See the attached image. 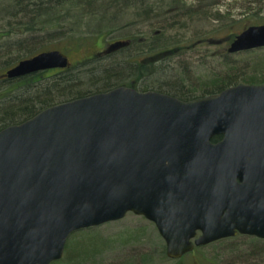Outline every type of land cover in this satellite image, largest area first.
Listing matches in <instances>:
<instances>
[{"label": "water", "instance_id": "1", "mask_svg": "<svg viewBox=\"0 0 264 264\" xmlns=\"http://www.w3.org/2000/svg\"><path fill=\"white\" fill-rule=\"evenodd\" d=\"M262 47L264 24L251 25L227 51ZM70 65L50 50L6 76ZM262 100L264 84L187 101L117 86L0 130V264H51L74 232L128 212L156 225L171 259L238 234L264 239Z\"/></svg>", "mask_w": 264, "mask_h": 264}, {"label": "rangeland", "instance_id": "2", "mask_svg": "<svg viewBox=\"0 0 264 264\" xmlns=\"http://www.w3.org/2000/svg\"><path fill=\"white\" fill-rule=\"evenodd\" d=\"M148 1L154 3L158 0ZM144 2L145 0L141 5L138 4L134 8H130L129 17L123 21L119 19L114 22H111V19L101 20L100 14L94 16L90 15L84 19L82 28L84 32L93 31L97 34L107 31L112 32L106 37V40L104 38H97L84 45L71 46L68 44L67 39H58L62 36H54L36 41L37 44L34 45L36 47L22 45L21 48H18L14 42L17 39H22L23 36L14 33L12 37H2L0 39V73L6 68L18 63L23 57L31 53L33 48H37V50L32 53L44 49L58 48L55 50L63 51L69 57L71 66H73L76 61H81L93 56L92 54L95 51H101L104 44L113 43V41L118 40L128 41L129 38L135 39L136 36H138L141 38V42H135L133 45L108 56L101 53L100 56L103 58L100 59L99 62L102 65H113L117 70L126 69L128 70L126 74H130L124 75V78H133L135 76L134 74H136V61H139L143 58L142 56H144L140 53L141 50L147 47L146 44H150L151 35L155 32H159L160 26L163 25L162 23L153 24L154 19H150L149 14H139L140 6H142ZM165 2L166 4L170 3L168 0H165ZM181 2L187 4L189 8H197V6L200 5L208 14L205 15L206 17L203 20H199V22H195L191 26L189 25V29L184 27L180 28V30H171L164 34L167 37H177L176 39L181 40L182 45H185V43L192 39V41L200 42L205 38H216L212 34L222 27L223 29H227L222 33H218V36H223L222 34L229 30L230 33H240L243 26L246 24L249 25L252 21L259 19L257 17H264V0H182ZM8 3V0H0V34L8 31L10 27H18L15 23V19L4 11L5 7L3 6H7ZM142 7L145 8V6ZM173 8V11L168 14H177L179 10L182 12L178 5ZM178 18L181 19L182 22L185 19L182 16ZM177 32L179 33L178 36H176ZM166 36L165 38L167 40H171ZM194 47L195 49L193 50H185L186 53L174 61L175 64L181 63L183 65L180 70L188 71L186 74L182 73L186 77L187 74H189V81L194 82L192 86H189L188 82L183 83L182 86L184 89L189 88L194 90V88L197 87L196 84L201 83L204 79L216 77L215 72L217 74L218 70L226 63L224 58H221L223 56L214 57L212 55L214 51L216 52L222 49L223 45L208 46L205 43H201L199 46ZM262 54H264V49L256 50L251 53L230 54L227 56V61L231 64L225 65L222 72L228 69V65H235L237 68L244 67L241 69L243 72L253 73V66H256L255 63L259 62ZM99 63L96 64L98 67H100ZM129 68H131V72ZM259 69H264V65H260ZM79 72L81 71L75 73L79 74ZM261 73L264 74V70H262ZM48 74H51V72L46 70L36 75L45 76ZM155 78H157V76H153L149 72V74H146L142 79L140 78V80H138V78L134 77L132 81L136 85L138 84L140 87L138 88L139 90H142V87L145 86L144 84L153 82ZM177 80L179 79L173 78L172 81L179 83ZM9 84V82H0V107L8 105L17 98L18 101H25V99L30 96H38L40 99L46 98L44 96L46 83L36 85H32L31 83H20V86H18L20 88H15L19 84L15 83L11 87L9 86L10 89H13L11 92L3 94V88ZM22 85L24 86L21 87ZM84 85L85 86L81 87L82 89L88 87L87 84ZM50 94L54 99V103L70 99L64 98L65 96L57 98L53 91H50ZM43 105L44 104L39 105V108ZM77 232H80V236H78L79 240H76L80 245L82 244L80 246V251H82L83 254H91L88 264H146L142 259L143 255H150L152 258L147 264H264V250L259 247L261 243L257 241L260 238L249 235H237L234 239L225 238L197 247L181 259H171L168 256L164 258L160 251L164 246L166 248V244L156 225L144 216L136 215L133 212H129L120 220L100 226L84 228ZM77 232L70 236L69 242L74 239V235ZM84 248L88 252H86ZM92 248H94V250L97 248V250L94 251Z\"/></svg>", "mask_w": 264, "mask_h": 264}, {"label": "trees", "instance_id": "3", "mask_svg": "<svg viewBox=\"0 0 264 264\" xmlns=\"http://www.w3.org/2000/svg\"><path fill=\"white\" fill-rule=\"evenodd\" d=\"M9 3L5 6L4 11H6L9 15H11L15 19V23L18 27H10L8 31L0 34V39L5 36L12 37L15 34L23 36L22 39H17L14 44L21 48L22 45H29L32 47H36L34 45L37 44L36 41H39L42 38H50L54 36H58L61 38L58 39H67L68 44L75 45H84L89 41H93V39L104 38L110 35L112 32H101L99 34L94 33L93 31L82 30L84 19L89 17L90 15H99L101 20H110L114 22L116 20H125L129 17L130 8H134L135 4L141 5L144 0H8ZM155 1V0H154ZM170 3L166 4L165 0H158L157 2L152 3L151 5H147L145 2V8L140 6L139 14H149L150 19L153 20V24H160L159 32H155L151 35L150 44L141 50V54L143 58L139 61H136L137 65L136 74H134L138 80L140 78L146 76V74H152L153 76H157L153 82L149 84H144L141 89L142 90H157L161 92H165L176 96L182 100H191L193 98L199 96H206L210 94V92L214 89L215 85L219 86L222 84L232 85L240 82L245 83H259L264 81V74L261 73L264 69H259L260 65H264V54H262L259 62H256L253 66V73L243 72L244 67L237 68L235 65H228L227 70L222 72L223 67L225 65L231 64L227 61V56L229 55L227 52V48L234 40L235 36L239 33H230V30L224 32L223 36H218V33H222L225 29L223 27L219 30H216L214 34H212L216 38H205L200 42H195L189 40V42L182 45L181 40H177V37H167L164 35L165 33L171 30H180V28L187 27L188 29L195 22H199V19L192 18L196 14H191L188 9H184L180 13H171L174 9L173 7L179 6L178 0H168ZM182 3V2H180ZM185 4V3H184ZM133 6V7H132ZM166 7V8H165ZM147 11V12H146ZM171 15V16H170ZM127 16V17H126ZM184 17L183 22L178 17ZM169 17V18H168ZM255 21H252L249 25H259L264 23V17H257ZM113 19V20H112ZM219 19V18H217ZM100 20V21H101ZM178 20V21H177ZM100 24V23H99ZM190 25V26H189ZM249 25H245L242 27V30L248 27ZM241 30V31H242ZM19 33V34H18ZM216 34V35H215ZM179 33H176L178 36ZM165 36L171 40H167ZM9 37V38H10ZM179 38V37H178ZM182 38V36H181ZM148 39V38H147ZM119 41V40H118ZM181 43H180V42ZM117 42V41H113ZM128 44L126 46H120L115 48L114 50H108L105 53V50L110 48V44H104L101 51H95L91 56L85 58L81 61H76L73 66L68 68L69 70L65 73L55 74L53 79H45L46 75H35L28 78L25 83H31L32 85L46 83L44 90L45 99H40L38 96H33L26 98L25 101H18V98L13 102H10L8 105L0 107V130L7 127L8 125L21 122L25 119H28L35 115L37 112L42 110L45 106H49L54 104V99L51 97L50 91L55 92L57 98H76L80 96H85L88 94H92L94 92L107 91L117 86L125 85L134 88H140L138 84L136 85L132 79V77L124 78L128 70L120 69L113 67V65H102L100 59L103 57L100 56L102 53L105 56L113 54L115 52L121 51L122 49L133 45L135 42H141V38L136 36L135 39L129 38L127 41ZM149 43V42H148ZM201 43H205L208 46L211 45H223L222 49L217 50L212 54L215 56H221V54H227L221 58H224V66L218 70V73L215 72V79L209 80L208 78L201 81V83L196 84L197 87L192 89H184L182 84L188 82V85L192 86L194 84L193 81H189V74L187 77L183 73H187L188 71L180 70L183 65L181 63L175 64L174 61L181 57L186 53L188 49H195L194 46H199ZM194 47V48H193ZM197 48V47H196ZM58 48H50L44 50H37V48H33L32 52L22 59L30 58L38 53L54 50ZM242 52V53H251L256 50ZM186 50V51H185ZM24 52V51H23ZM27 52V51H26ZM63 52V51H62ZM64 53V52H63ZM218 53V54H216ZM130 58V57H129ZM145 60V61H144ZM173 64H172V63ZM94 65H93V64ZM100 65L98 67L96 64ZM104 67V68H103ZM250 67V66H249ZM134 68V67H133ZM130 72H131V68ZM78 71H81L78 73ZM181 71V72H179ZM77 72V73H75ZM183 72V73H182ZM176 73V74H175ZM84 74V75H81ZM143 75V76H142ZM263 77V78H262ZM173 78H178L179 83L172 81ZM47 80V81H46ZM21 82V83H23ZM87 84L88 87L82 89V86ZM20 85V84H18ZM17 85V86H18ZM43 85V84H42ZM3 92V94L7 93ZM50 94V95H49ZM35 95V94H34ZM37 95V94H36ZM59 96V97H58ZM18 101V102H15ZM44 104L41 108L39 105ZM38 110V111H37ZM22 120H21V119ZM21 121H20V120ZM80 232H77L74 235V239L70 242L68 241L66 246V252L64 257L57 262H53L52 264H88L90 261L89 256L91 254H83L80 251V245L76 239L79 240ZM77 235V236H76ZM241 235V234H238ZM236 237L226 238V239H234ZM264 250V239L257 240ZM85 249V248H84ZM94 250V248H92ZM97 248L94 250L96 251ZM86 252H88L85 249ZM160 253L164 258H167L166 248L165 246L162 248ZM264 253V251H263ZM88 255V256H86ZM152 255V254H151ZM143 261L147 264L152 260L151 256L143 255Z\"/></svg>", "mask_w": 264, "mask_h": 264}, {"label": "flooded vegetation", "instance_id": "4", "mask_svg": "<svg viewBox=\"0 0 264 264\" xmlns=\"http://www.w3.org/2000/svg\"><path fill=\"white\" fill-rule=\"evenodd\" d=\"M108 50H110V48L106 49L105 50V53ZM226 55L227 54H221V56H226ZM16 64H14V65H16ZM14 65L10 66L9 68H6L3 72L0 73V82H6V83L9 82L10 83L8 86L6 85V87L3 88V92H6V91L11 92L13 89H10V87L13 84H15V83H19L20 84L21 82L26 81L28 78L34 76V75H32V76L22 77V78L21 77H19V78H9V77H7L6 76V72L8 71V69H10L11 67H13ZM68 70H69L68 68H65V69H63V68L48 69L47 71L51 72V74L46 75L47 78H45V79H48L49 80L50 78H53V76L55 74L65 73ZM43 72H45V71H43ZM212 79H215V76L212 77ZM23 83H25V82H23ZM240 83H245V82H240ZM240 83H237V84H240ZM237 84H232V85L222 84V85H219V86H216L215 85L214 89L208 95H216V94H219V93L223 92L224 90H226L228 88H231V87H233V86H235ZM245 84L263 85L264 84V81L263 82H259V83H245ZM18 86H20V85H18ZM18 86H16L15 88H17ZM23 86L24 85H22L21 87H23ZM18 88H20V87H18ZM260 103L264 104V100L260 101ZM224 137H225V135L223 133L214 134L212 136V138H211V142L216 145L219 142H221L224 139ZM259 137H262V138L264 137V131H262L259 135L254 136L253 138H259Z\"/></svg>", "mask_w": 264, "mask_h": 264}, {"label": "bare ground", "instance_id": "5", "mask_svg": "<svg viewBox=\"0 0 264 264\" xmlns=\"http://www.w3.org/2000/svg\"><path fill=\"white\" fill-rule=\"evenodd\" d=\"M182 0H178V2H179V7L181 8V10L183 11L185 8L186 9H188V11L192 14H196V15H194L192 18H194V19H199V20H203L206 16L205 15H208L207 13H206V10L203 8V7H200V5L199 6H197V8H189V7H187V4H183V3H180ZM145 3L147 4V5H151V3L148 1V0H145ZM136 5H138V3L137 4H135V6ZM134 6V7H135ZM142 6H145V5H142ZM3 7H5V6H3ZM133 7V6H132ZM147 12V11H146ZM180 12V10L178 11V13Z\"/></svg>", "mask_w": 264, "mask_h": 264}]
</instances>
